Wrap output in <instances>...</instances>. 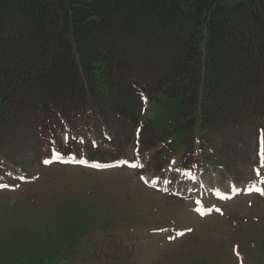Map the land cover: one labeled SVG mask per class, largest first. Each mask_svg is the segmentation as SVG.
<instances>
[{
    "label": "rangeland",
    "instance_id": "obj_1",
    "mask_svg": "<svg viewBox=\"0 0 264 264\" xmlns=\"http://www.w3.org/2000/svg\"><path fill=\"white\" fill-rule=\"evenodd\" d=\"M132 72L107 127L28 108L0 140V264H264L263 120L217 130Z\"/></svg>",
    "mask_w": 264,
    "mask_h": 264
},
{
    "label": "trees",
    "instance_id": "obj_2",
    "mask_svg": "<svg viewBox=\"0 0 264 264\" xmlns=\"http://www.w3.org/2000/svg\"><path fill=\"white\" fill-rule=\"evenodd\" d=\"M127 69L156 79L180 116L264 124V0H0V140L28 108L71 122V105L107 127Z\"/></svg>",
    "mask_w": 264,
    "mask_h": 264
},
{
    "label": "snow or ice",
    "instance_id": "obj_3",
    "mask_svg": "<svg viewBox=\"0 0 264 264\" xmlns=\"http://www.w3.org/2000/svg\"><path fill=\"white\" fill-rule=\"evenodd\" d=\"M44 162L48 163L49 161H44ZM258 191H260V190L258 189ZM261 194L264 195V191H261ZM179 235H182V233H179Z\"/></svg>",
    "mask_w": 264,
    "mask_h": 264
},
{
    "label": "bare ground",
    "instance_id": "obj_4",
    "mask_svg": "<svg viewBox=\"0 0 264 264\" xmlns=\"http://www.w3.org/2000/svg\"><path fill=\"white\" fill-rule=\"evenodd\" d=\"M249 192H250V191H248V192H245V193H246V194H249ZM201 218H202V217H201Z\"/></svg>",
    "mask_w": 264,
    "mask_h": 264
}]
</instances>
